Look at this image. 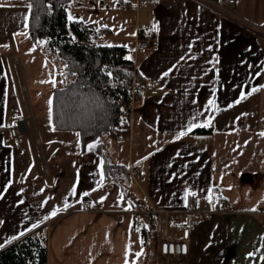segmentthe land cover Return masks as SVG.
<instances>
[{
	"label": "crops",
	"instance_id": "1",
	"mask_svg": "<svg viewBox=\"0 0 264 264\" xmlns=\"http://www.w3.org/2000/svg\"><path fill=\"white\" fill-rule=\"evenodd\" d=\"M146 3L149 27L141 28L138 14L135 36L143 30L152 33L155 41L144 50H136L135 45L132 60L147 84L132 108L130 136L117 139L112 150L110 141L112 158L129 167L134 191L147 208L210 211L213 207L205 199L210 190L215 197L218 192L227 197V210L209 220L194 222L191 214L169 220V227L181 230L171 237L189 242L187 264H264L259 255L249 256L264 252V136L260 135L264 132V0H236L226 12L202 0ZM0 4L4 52L35 43L24 27L23 17L29 14L26 3L0 0ZM154 25L158 32L152 30ZM21 32L28 35L16 34ZM11 59L0 58V253L44 227L47 264H126V260L138 264L131 232L137 228L133 210L125 196L118 205L122 187L96 183L102 159L98 147L94 152L87 147L81 151L76 132L53 131V126V132L44 133L51 134L50 139L47 135L43 139L35 124L31 131L30 115L9 70ZM252 88L261 90L228 107L241 91ZM213 97L220 111H205ZM197 113H202L197 123L214 116L212 126L203 127L212 133H192L199 128L195 127L176 139ZM31 118L34 121L32 113ZM17 120L24 121L27 130L20 144L9 133ZM137 164L142 168L135 169ZM188 190L198 195L185 201ZM84 192L91 194L85 197ZM104 196L107 199L98 203ZM66 200L67 210L44 219L54 209H63ZM214 203L216 209L215 199ZM32 224L38 227L8 242ZM139 233L143 241L141 228Z\"/></svg>",
	"mask_w": 264,
	"mask_h": 264
},
{
	"label": "trees",
	"instance_id": "2",
	"mask_svg": "<svg viewBox=\"0 0 264 264\" xmlns=\"http://www.w3.org/2000/svg\"><path fill=\"white\" fill-rule=\"evenodd\" d=\"M12 1L27 3V0ZM72 1L31 0L28 31L32 41H48L64 67L67 65L63 76L66 85L55 88L51 99L52 126L58 131L79 133L81 151L90 142L102 138L98 151L105 160L104 183L120 185L133 212L146 209L134 191L129 167L115 162L109 147L110 141L130 136L132 108L142 97L143 77L134 61L127 59V47L97 44L92 26L68 20ZM117 2L130 6L133 1ZM49 4L52 5L50 14L46 8ZM144 33L138 32L140 36ZM192 133L211 134L212 129L199 127ZM141 222L145 251L138 262L146 259L150 264L158 246V220L144 214ZM47 257V233L41 227L1 252L0 264H47Z\"/></svg>",
	"mask_w": 264,
	"mask_h": 264
},
{
	"label": "rangeland",
	"instance_id": "3",
	"mask_svg": "<svg viewBox=\"0 0 264 264\" xmlns=\"http://www.w3.org/2000/svg\"><path fill=\"white\" fill-rule=\"evenodd\" d=\"M202 1L208 5L210 4L214 9L221 10L214 5L217 3L216 0ZM147 6V3L137 0L133 1L130 6L118 4L117 0H73L68 7V14L70 12L74 17L83 18L84 21H88L91 24L94 32V41L97 44L110 43L111 45H116L121 43V45L127 46L129 50L127 57L131 56L133 58L135 57L134 47L137 37L135 35L137 34L138 14L141 19V22H139L141 28L146 29V27H149L146 22L150 20L151 13L148 14ZM104 25H107V27H104ZM97 28H99L98 32L96 31ZM105 30H108L107 34L104 33L106 32ZM130 33H135V35H130ZM40 41L21 47H13L10 53L4 52L5 48L0 47V58H12L7 60L8 64L12 65L9 70L16 77L23 109L27 116L30 115L29 124L31 131H33L35 124L42 138L44 139L47 135V138L50 139L51 134L46 133L44 135V133L45 131L48 132V130L53 132L51 99L55 88L66 85V81L63 78L65 67L58 54L48 46V43L41 44L39 43ZM52 81H55V84ZM31 113L34 121L31 120ZM21 116L23 117V115ZM117 143L116 140L111 141V150ZM111 156L113 157L112 153ZM44 171L45 173L48 172L46 167ZM136 227V232L133 227L131 228L134 252L138 253L140 251L144 253L145 250L139 237L140 233L137 230L141 226L137 225ZM176 231L178 229L171 225L167 229V234L171 237L176 235ZM179 231L181 232V230ZM158 236L159 242L161 237L159 226ZM157 253L158 246L155 256ZM155 256H153L152 260L156 259ZM160 261L167 264L165 260H157V262ZM138 264H147V260L143 259Z\"/></svg>",
	"mask_w": 264,
	"mask_h": 264
},
{
	"label": "built area",
	"instance_id": "4",
	"mask_svg": "<svg viewBox=\"0 0 264 264\" xmlns=\"http://www.w3.org/2000/svg\"><path fill=\"white\" fill-rule=\"evenodd\" d=\"M133 1V0H130ZM236 0H220L218 4L215 6L220 11H227V8H231L235 5ZM228 13V12H227ZM155 41V36L146 32L143 36L140 34L136 37V50L148 49ZM141 82L145 85L147 84V79L145 77L142 78ZM10 136L16 143H23L25 141V134L27 130L25 128V123L22 120H17L13 122L12 126L9 129ZM119 139H122L120 137ZM142 168V164H137L135 169ZM133 168H131V171ZM218 197V206L215 210L210 211H170L157 209L151 206L146 207V209L137 210L133 212L135 217V225L141 226V218L144 214H151L154 217H157L159 232L161 233L160 240L158 242V253L155 256L153 262H157V260L162 259L165 260L167 264H187L190 249L189 242L184 238H172L168 236L167 229L169 227V220L171 218L180 219L186 214H191L192 220L194 222H202L209 220L214 213H220L227 210V197L222 192H218L216 194Z\"/></svg>",
	"mask_w": 264,
	"mask_h": 264
},
{
	"label": "snow or ice",
	"instance_id": "5",
	"mask_svg": "<svg viewBox=\"0 0 264 264\" xmlns=\"http://www.w3.org/2000/svg\"><path fill=\"white\" fill-rule=\"evenodd\" d=\"M2 6H3V5L0 4V7H2ZM26 7H27V9H28V13L30 14V13H31V10H32V2H31V0H27ZM46 8H47V10H48V12H49V14H50V13H51L52 5L49 4V5L46 6ZM29 14H26V15L23 17V22H24V27H25V28H27V27L29 26V25H28V20H29V18H30V15H29ZM36 19L38 20V17H37ZM78 19H79L80 21L83 20V18H77V17H74V16L69 12V14H68V20H69V21H73V22H75V21L78 20ZM104 27H107V25H104ZM152 30L158 32V31H159V26H158V25H154ZM96 31L98 32V31H99V28H97ZM16 34H17V35H25V36L28 35L26 32H21V33H16ZM130 35H135V33H130ZM39 43H41V44H47L48 41H40ZM4 46L7 47V45H4ZM108 46H112V45H108ZM125 47H127V46H125ZM189 48H191V45H189ZM127 59L131 60L132 57H131V56H128ZM181 59H184V58L182 57ZM65 67H67V65H65ZM174 67H175V66H174ZM171 71H172V70L170 69L169 72H165V73H163V76H162L161 78H163V77H167V76L170 74ZM107 74H108L109 76L112 75L111 72H108ZM73 75H75V73H73ZM52 83L55 84V81H52ZM261 88H264V86H261ZM261 88H252V89H251L250 91H248V92L241 91V93H240V95H239V98H238L236 101H234L233 104H229L228 107L230 108V107H233V106H235V105L240 104L241 102H243L244 100H246L250 95H252V94H254V93L260 91ZM205 111H212V112L220 111L219 106H218L217 103H216V99H215V97H213L212 99L208 100V102H207V106H206V108H205ZM200 115H202V113H197L196 115H193L192 118H191V120H190V121L188 122V124L186 125L185 130H182V131H180V132H178V133L176 134V139H180L181 137L188 135V134L191 132V130H192L193 128H195V127H211V126H212V120L214 119V116L208 118L204 123H197L196 121L198 120V117H199ZM243 115H247V114L245 113V114H243ZM238 119H239V118H238ZM53 131H55V128H53ZM260 135H261V136H264V132L260 133ZM77 136H79V133H77ZM101 143H102V142H101L100 140H97V141H95L94 143L88 144V145L86 146V147H87V151H89V152H94V151L97 149V147H99V146L101 145ZM145 159H147V157H145ZM108 163H110V161H108ZM104 166H105V160H104V159H101V160L99 161V163H98L100 179L96 181V183H97V185H99V187H103V186H104ZM28 171L30 172V171H31V168H29ZM77 180H78V173H77ZM9 186H10V185H9ZM96 190H98V189H96V188L93 189V191H96ZM41 191H43V189H42ZM19 194H22V193H18V195H19ZM70 194H71L72 196H75V195H76V185H75V184L73 185L72 189L70 190ZM90 194H91L90 192H84V193H83V196L87 197V196H89ZM197 195H198V194H197L195 191L188 190V191H186V193H185L184 199H185V201H187V199H188L189 196L196 197ZM2 198H3V197L0 196V199H2ZM106 199H107L106 196L101 197V199L98 201V203H101V204H102V203L104 202V200H106ZM123 199H124V194L121 193V195H120V200L118 201V205H119L120 202L123 201ZM205 199L208 201V203H209L210 205H212L213 210H215V206H216V205H215V203H214V199L216 200V202H218V199H219L218 197H215V193H214L213 191L210 190V191H209V194H208L207 196H205ZM78 202H79V201H78ZM20 203H23V200H21ZM43 203H44V204H47V200H45ZM69 206H70V205L68 204V202H67V200H66V201L64 202L63 209H61V208H56V209H54V210L51 212L50 216H45L44 219L47 220V219H51V218L55 217V216H56L61 210H67V208H68ZM196 206H197V207L199 206V200H198V199L196 200ZM131 207H132V205H131V203H129V204H128V208L130 209ZM185 207H188V204H187V203H185ZM250 210H251V211H256V209H254V208H253V209H250ZM0 223H3V221H0ZM185 224H186L187 226L190 227V225H188L187 221L185 222ZM181 226H184V225H181ZM36 227H38L37 224H32L31 227L27 228L25 231H21V232L19 233L18 236H13V237H11L10 240H9L8 242H11V240H17V239H19V238H21V237H24V236L26 235V232H30V231H32V230H33L34 228H36ZM144 227H147V225H145ZM137 230H139V229H137ZM261 240L264 241V237H262ZM141 243H143V241H141ZM2 246H3V245H0V247H2ZM130 254H131V253L129 252V255H130ZM141 255H142V253H136V254H135V256L137 257V259H138ZM257 255H259L260 261H261V262H264V252H253V253H249V256H250V257H254V256H257ZM126 264H129V261H128V260H126Z\"/></svg>",
	"mask_w": 264,
	"mask_h": 264
}]
</instances>
